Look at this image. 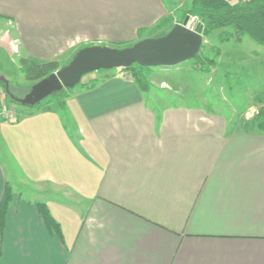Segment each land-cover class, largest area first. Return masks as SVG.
Here are the masks:
<instances>
[{"label":"crops","instance_id":"0c3cea01","mask_svg":"<svg viewBox=\"0 0 264 264\" xmlns=\"http://www.w3.org/2000/svg\"><path fill=\"white\" fill-rule=\"evenodd\" d=\"M170 15L164 0H0V50L65 66L86 47H129ZM244 38L217 60L258 75L264 46L245 52ZM211 79L156 67L144 93L121 69L100 70L62 108L0 121V200L12 192L0 264H264V134L229 131L249 103L227 116L199 101ZM9 86L15 98L27 87Z\"/></svg>","mask_w":264,"mask_h":264},{"label":"trees","instance_id":"16d2710c","mask_svg":"<svg viewBox=\"0 0 264 264\" xmlns=\"http://www.w3.org/2000/svg\"><path fill=\"white\" fill-rule=\"evenodd\" d=\"M184 16L197 19L198 23L203 26V37L220 31L218 38L222 44L231 40L240 41L243 37H247L257 45L264 46V0H240L236 5L229 0H191ZM172 22L171 17H165L158 22L156 28L163 29L170 26ZM219 54L217 50L208 54L201 46L199 53L192 59L193 69L201 73H208L209 69L216 65ZM60 68L59 63L55 61L41 62L31 58L20 59V69L25 80L31 84L47 78ZM121 70L134 81L142 92L145 93L149 90L148 78L152 68L134 64ZM4 87V84L0 82V88ZM69 94L67 89H62L49 96L44 103L62 108ZM12 103L15 102L12 101ZM253 121L256 131L264 134V108H260ZM11 199V188L6 185L0 200V229L3 228ZM35 207L46 229L51 234L61 238L60 227L51 216L46 205L38 203Z\"/></svg>","mask_w":264,"mask_h":264},{"label":"rangeland","instance_id":"374dc122","mask_svg":"<svg viewBox=\"0 0 264 264\" xmlns=\"http://www.w3.org/2000/svg\"><path fill=\"white\" fill-rule=\"evenodd\" d=\"M164 1L168 5H170L172 15H170L169 17H171L173 20L172 24L163 29L157 28L155 30H152L149 34L145 33L142 35L141 38L148 39V38H157L164 36L165 35L164 33H168L175 24H181L184 21L185 19L184 14L188 10L191 0H164ZM1 26H3V28L5 29H8V32H10V29L5 27L6 26L5 22L0 20V27ZM229 31L232 32L231 29H229ZM219 33L220 31H215L211 35L203 37L202 46L204 51L208 54H211L212 51L214 50H217L219 53L224 51L223 54L225 53L229 55L231 54L232 56L233 53L231 52H233L234 44H231L230 41L222 45V43H220L218 38ZM233 41L234 43L236 42L235 40ZM243 42H244L243 48L245 52L250 50L251 47L257 46V44H255L252 40H250L247 37L243 39ZM134 43H131V45H133ZM9 45H10L9 47L10 51L12 53L11 43H9ZM112 48L123 49L126 47H121L116 45ZM11 55L4 52L3 50H0V76L4 77V79H6V81L13 87L27 86L26 88H24L26 90L18 91L22 95V96L20 95L21 97L19 98H23L26 94L29 93L32 85L34 84H31L25 80L24 74L20 69L21 58L17 54H13L12 57ZM192 61L193 60H189L177 66L189 67L192 66ZM59 66L61 68L64 67L63 63H60ZM177 66L171 68L174 69ZM249 66L250 65H248L246 68L241 67L243 69L241 70L240 66H238L237 64L227 65L224 63H220L218 60H216V65H214L209 69V71H212V78H213L211 79L212 85L207 87L210 88V90H204L200 95L201 97L199 101L200 100L201 102H205L206 100L208 102L211 101L210 105L213 110H220L222 113L226 114L227 116H230V114H232L231 113L232 111H230L232 105L236 106L237 108H242L243 110L247 107V104L249 103L248 105L249 109L245 113H243L244 115L239 116V110L236 109L237 114L233 116L232 119L228 117V119L232 121L233 125L236 123L235 127L229 128L230 133L256 131L255 123L253 119L259 112L260 108H264V72L256 75L254 71L248 69ZM259 68L264 70V65L260 66ZM224 74H227L226 79L223 77ZM214 76H217V78L215 79ZM88 79L89 78H85L83 82L85 83L88 82ZM79 85L80 83L77 84L75 87H79ZM197 85L194 84L192 88H190V90H192L191 92L201 87V85L199 86ZM247 88L252 89L251 91L254 92V94H251L247 97L248 93L250 92V90ZM1 89H3V93L5 94L6 93L5 87ZM8 90H10V86ZM73 90L74 88L67 89V92L71 93ZM22 91L25 92L22 93ZM10 92L12 93V94L10 93L11 95L14 94L11 90ZM207 95H209L210 98L207 97ZM6 97L8 98V102L5 101L3 103H0V106H6L7 111L9 110V112H11L15 116L13 119L15 121L17 119L18 111L35 110L39 107H42L43 105H47L44 103L45 101H47L46 100L47 98L44 99L42 102L32 107H29V106H22L16 103H12V100L9 98V96L7 95ZM11 180L14 181L10 176V181Z\"/></svg>","mask_w":264,"mask_h":264},{"label":"water","instance_id":"95a60500","mask_svg":"<svg viewBox=\"0 0 264 264\" xmlns=\"http://www.w3.org/2000/svg\"><path fill=\"white\" fill-rule=\"evenodd\" d=\"M203 26L196 18L186 16L164 36L140 40L133 45L115 49L92 46L79 50L72 60L57 72L32 85L23 98L9 93L8 82L0 76L5 92L15 103L32 107L62 89H72L81 79L100 70L125 69L134 64L142 67H174L192 60L203 44Z\"/></svg>","mask_w":264,"mask_h":264},{"label":"built area","instance_id":"2783aa9c","mask_svg":"<svg viewBox=\"0 0 264 264\" xmlns=\"http://www.w3.org/2000/svg\"><path fill=\"white\" fill-rule=\"evenodd\" d=\"M14 115L9 112V110L7 111L6 106H0V120L4 121V122H9L12 121L14 119Z\"/></svg>","mask_w":264,"mask_h":264}]
</instances>
